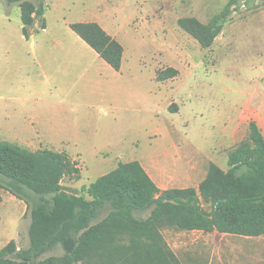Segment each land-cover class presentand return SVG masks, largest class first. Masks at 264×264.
<instances>
[{"label": "rangeland", "instance_id": "obj_1", "mask_svg": "<svg viewBox=\"0 0 264 264\" xmlns=\"http://www.w3.org/2000/svg\"><path fill=\"white\" fill-rule=\"evenodd\" d=\"M229 2L46 0L45 18L37 19L26 39L20 6L0 0V141L66 152L80 174L62 184L79 194L120 162L138 160L152 174L164 168L167 179L177 166L195 165L197 182L212 163L207 152L217 148L214 161L228 170L229 152L247 138L251 121L259 118L264 130V0L231 5L206 48L180 20L210 23ZM79 21L98 22L124 45L121 70L72 30ZM168 68L179 72L159 81L158 71ZM2 197L0 249L10 241L28 248L26 203L7 190ZM201 206L212 209L203 199ZM111 210L106 204L95 222ZM162 233L183 264H264L263 244L242 243L236 252L226 247L219 259L199 231L166 227ZM132 237L114 234L77 264H135L134 251L142 246ZM65 256L56 244L38 260L54 257L66 264Z\"/></svg>", "mask_w": 264, "mask_h": 264}, {"label": "trees", "instance_id": "obj_2", "mask_svg": "<svg viewBox=\"0 0 264 264\" xmlns=\"http://www.w3.org/2000/svg\"><path fill=\"white\" fill-rule=\"evenodd\" d=\"M5 1L20 6L23 35L29 39L37 19L44 17L46 0ZM239 1L230 0L225 12L210 23L185 17L180 25L203 47H210L222 29V16ZM71 28L113 69L121 70L125 47L101 24L79 21ZM178 72L161 70L157 79L166 81ZM228 164L224 170L212 162L198 189L161 190L138 160L120 162L79 194L62 184L66 176L80 174L66 152L29 150L0 141V204L2 190H7L26 203L30 217L28 248L10 241L0 249V264H58L54 257L38 260L56 244L66 251V264H77L114 234L123 233H131L132 242L142 246L134 251L135 264H183L169 248L163 228L260 236L264 234V134L256 121H251L247 138L229 152ZM202 199L212 203L211 211L202 208ZM106 204L112 207L109 215L95 222ZM147 210V218L136 217Z\"/></svg>", "mask_w": 264, "mask_h": 264}, {"label": "crops", "instance_id": "obj_3", "mask_svg": "<svg viewBox=\"0 0 264 264\" xmlns=\"http://www.w3.org/2000/svg\"><path fill=\"white\" fill-rule=\"evenodd\" d=\"M35 26H36V23H35ZM46 29H47V26L45 28H43V30H46ZM31 36H33V34ZM256 119L259 121V123H261L259 118H256ZM256 119H254V121ZM258 121H257V123H258ZM259 123H258V125H259V127H261ZM262 132L264 134V130L263 129H262ZM215 152L218 153L217 148H214V150H212V152H210V153L207 152L206 160L207 161L211 160L210 162L217 163L216 161H214L215 158H216ZM196 164H197V162H196ZM196 169L197 168L195 167V165L190 166V167H188V166L187 167H185V166L184 167L177 166L175 168L174 172L169 174L168 177L170 179H167V177L165 176L166 173H165V169L164 168H159V167L156 168L155 167L153 174L150 173L149 170H147V169L146 170L149 173V175L152 177V179L155 181L157 186L161 190H166V189H169V188H190V187L198 189L200 183L205 179V175L203 176V178H201V179L199 178V181H197V182L194 181V178H196L198 176V173L196 172L197 171ZM178 176L179 177L181 176L182 179L174 180V178L178 177ZM26 209H27V205H26ZM163 230H164V228L162 229V232H163ZM178 230L186 231V232H195V231L201 232L203 238L205 239L204 240L205 241V246H208L209 248L212 247L213 248V252H216L219 255V259L220 258L222 259L223 255L227 251L226 247H228L231 252L232 251L236 252L239 249H241V245L240 244H242V243L243 244H247V243L251 242L253 245L255 243H258L257 245L263 244L261 246H262V248H264V234H262L260 236H249V235H241V234H234V233H223V232H220L218 230H213V231H204V230H199V229H194V230L178 229ZM213 244H215V245H213ZM248 246H251V245H248ZM251 247H253V246H251ZM211 249H209V250H211ZM255 252H257V251H255Z\"/></svg>", "mask_w": 264, "mask_h": 264}]
</instances>
